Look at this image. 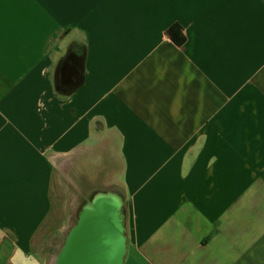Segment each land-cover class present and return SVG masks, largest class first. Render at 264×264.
<instances>
[{
	"label": "crops",
	"instance_id": "obj_1",
	"mask_svg": "<svg viewBox=\"0 0 264 264\" xmlns=\"http://www.w3.org/2000/svg\"><path fill=\"white\" fill-rule=\"evenodd\" d=\"M85 20L97 38L112 26L143 39L135 49L149 57L103 61L112 86L98 87L110 114L124 100L112 93L128 92L152 164L140 264H264V0H0V182L23 136L26 95L11 110L14 86L63 25Z\"/></svg>",
	"mask_w": 264,
	"mask_h": 264
},
{
	"label": "water",
	"instance_id": "obj_2",
	"mask_svg": "<svg viewBox=\"0 0 264 264\" xmlns=\"http://www.w3.org/2000/svg\"><path fill=\"white\" fill-rule=\"evenodd\" d=\"M94 27L86 20L63 25L56 46L47 47L53 52L42 53L33 76L14 86L9 107L16 108L23 93L26 115L0 182V264L142 259L150 232L144 183L151 160L127 110L128 92L112 93L124 100L110 114L98 87L112 86L103 81V61L132 64L149 57L145 48L143 54L135 49L143 39L122 38L112 26L97 38ZM52 41L53 33L45 43Z\"/></svg>",
	"mask_w": 264,
	"mask_h": 264
},
{
	"label": "rangeland",
	"instance_id": "obj_3",
	"mask_svg": "<svg viewBox=\"0 0 264 264\" xmlns=\"http://www.w3.org/2000/svg\"><path fill=\"white\" fill-rule=\"evenodd\" d=\"M124 76H125V75H124ZM134 76H135V74H134V72H133V73L128 74V75L125 77V80L128 81V84H129V85H131V84L134 82V80H135V77H134ZM101 90L104 91V92H107V93H108V90H110V89H107V88L105 89V88H102V87H101ZM107 93H106V96H105V97H107ZM105 104H106L107 109L111 112L112 109H111V105H110L109 100H108V101L106 100V103H105ZM22 108H23V107H21L20 110H22ZM23 109L25 110V108H23ZM25 115H26V113H25L23 116H21L20 118H23ZM15 122H16V124H17V125H16V124L14 125V127H15V131L18 132V131H20V128H21V126H22V121H21V119H20V120H17V121H15Z\"/></svg>",
	"mask_w": 264,
	"mask_h": 264
}]
</instances>
